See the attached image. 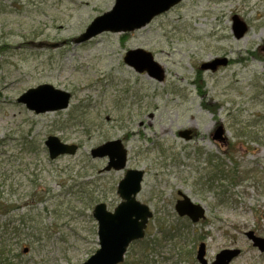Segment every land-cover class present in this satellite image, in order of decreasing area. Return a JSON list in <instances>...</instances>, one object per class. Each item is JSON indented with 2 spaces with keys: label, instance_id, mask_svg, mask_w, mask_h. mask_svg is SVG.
Listing matches in <instances>:
<instances>
[{
  "label": "rangeland",
  "instance_id": "obj_1",
  "mask_svg": "<svg viewBox=\"0 0 264 264\" xmlns=\"http://www.w3.org/2000/svg\"><path fill=\"white\" fill-rule=\"evenodd\" d=\"M114 3L0 0L6 264H83L99 249L93 207L113 211L126 170L144 172L137 200L152 217L121 264H199L201 243L208 264L223 250L239 251L230 264H264L246 237L264 238V0H183L142 29L75 45ZM233 16L248 28L240 39ZM136 49L152 54L162 81L123 62ZM215 59L227 64L199 69ZM42 85L69 93L68 108L37 115L18 103ZM218 127L222 143L212 140ZM186 130L191 140L180 138ZM49 136L78 151L50 160ZM118 139L126 168L105 172L107 158L92 159L90 151ZM178 191L205 208V219L193 224L176 215Z\"/></svg>",
  "mask_w": 264,
  "mask_h": 264
},
{
  "label": "water",
  "instance_id": "obj_2",
  "mask_svg": "<svg viewBox=\"0 0 264 264\" xmlns=\"http://www.w3.org/2000/svg\"><path fill=\"white\" fill-rule=\"evenodd\" d=\"M182 0H115L113 8L101 16L96 17L86 28L85 32L74 40L81 44L105 32L128 33L141 29L151 20L167 12ZM232 32L236 39L242 38L246 31V24L237 16L232 17ZM124 62L137 73H146L149 77L163 80V70L154 61L151 53L141 49L131 50L124 56ZM226 59H216L200 66V70L214 71L218 66H225ZM70 94L55 89L50 85H42L30 89L18 98V103L35 114L65 110L70 102ZM179 136L185 140L191 139V131H182ZM214 140H223V129L218 127ZM51 160L63 155H74L76 145H67L56 137H48L44 143ZM93 159L108 158L104 171H120L126 167L127 152L121 140L106 142L90 151ZM143 172L127 170L124 177L117 185V195L120 203L113 209L107 210L103 203L97 204L92 211V217L97 223V238L99 249L83 264H120L128 246L144 237L148 220L152 217L149 208L137 201L136 197L141 190ZM180 199L175 203L174 209L178 216L187 217L192 223H197L205 218V209L193 203L182 192L177 193ZM246 236L261 252H264V238L256 237L253 232ZM26 252V249L25 251ZM238 250H223L215 257L213 264H229L237 257ZM205 245L200 244L196 259L200 264H207L205 258Z\"/></svg>",
  "mask_w": 264,
  "mask_h": 264
},
{
  "label": "trees",
  "instance_id": "obj_3",
  "mask_svg": "<svg viewBox=\"0 0 264 264\" xmlns=\"http://www.w3.org/2000/svg\"><path fill=\"white\" fill-rule=\"evenodd\" d=\"M197 81H199L198 79H196ZM196 81V83H197ZM251 133V132H250ZM250 139L252 141H255L257 142V136H249ZM219 173V172H218ZM219 181H222V179H219ZM6 262H8V260L5 258V254H4V251L2 249H0V264H6Z\"/></svg>",
  "mask_w": 264,
  "mask_h": 264
},
{
  "label": "bare ground",
  "instance_id": "obj_4",
  "mask_svg": "<svg viewBox=\"0 0 264 264\" xmlns=\"http://www.w3.org/2000/svg\"><path fill=\"white\" fill-rule=\"evenodd\" d=\"M60 29L62 30V28L60 27Z\"/></svg>",
  "mask_w": 264,
  "mask_h": 264
}]
</instances>
